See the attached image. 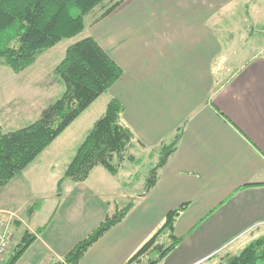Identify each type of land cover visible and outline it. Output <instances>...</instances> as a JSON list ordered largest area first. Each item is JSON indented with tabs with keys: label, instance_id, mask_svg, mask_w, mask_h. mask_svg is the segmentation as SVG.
Returning <instances> with one entry per match:
<instances>
[{
	"label": "crops",
	"instance_id": "1",
	"mask_svg": "<svg viewBox=\"0 0 264 264\" xmlns=\"http://www.w3.org/2000/svg\"><path fill=\"white\" fill-rule=\"evenodd\" d=\"M256 29L264 30V0L127 1L92 26L89 37L124 72L108 91L99 117L111 99L118 100L125 108L124 122L145 146L134 148L151 153L171 143L182 126L183 134L148 193L147 178L137 192L121 191L102 172L91 185V176L103 167L95 168L84 182L71 180L74 186L66 199L98 203L96 221L79 227L75 223L81 237L72 233L55 242L44 238L47 224L33 230L19 222V213L4 205L7 196H0V216L13 213L18 219L11 228L8 215L3 221L15 248L25 231L36 236L17 264L64 262L106 217L131 201L134 206L124 220L79 264H126L167 214L184 204L188 208L174 227L181 242L159 264H218L264 235V33ZM68 181L61 187L58 182L53 201L65 198ZM14 188L17 193L22 187ZM34 204L37 208L30 213ZM32 206L27 212L31 220L43 203ZM74 207L71 203L66 208L73 227L78 209L83 210L82 205ZM2 225L0 232L5 231ZM15 227L25 230L19 234Z\"/></svg>",
	"mask_w": 264,
	"mask_h": 264
},
{
	"label": "trees",
	"instance_id": "2",
	"mask_svg": "<svg viewBox=\"0 0 264 264\" xmlns=\"http://www.w3.org/2000/svg\"><path fill=\"white\" fill-rule=\"evenodd\" d=\"M108 0H0V59L16 73L31 67L38 55L56 47L64 39H73L86 30V17ZM120 0L96 20L103 21L123 5ZM54 74L64 85L62 97L44 109L37 121L19 130L4 133L0 125V188L6 187L25 171L74 121L102 95L122 79V68L93 37L71 45ZM125 108L111 99L70 163L59 187L66 179L84 182L97 167L117 176L124 164H142L131 151L138 142L124 122ZM184 126L175 132L171 144L158 150L159 163L149 171L145 192L157 183L160 169L175 153ZM38 204L31 207L33 213ZM134 206L125 207L108 217L57 264H79L88 250L107 232L120 224ZM188 204L167 214L162 226L126 264H159L181 242L174 234L178 218ZM36 236L25 231L21 243L4 264H17L35 242ZM166 240V241H164ZM264 235L249 243L239 254L228 255L218 264H263Z\"/></svg>",
	"mask_w": 264,
	"mask_h": 264
},
{
	"label": "rangeland",
	"instance_id": "3",
	"mask_svg": "<svg viewBox=\"0 0 264 264\" xmlns=\"http://www.w3.org/2000/svg\"><path fill=\"white\" fill-rule=\"evenodd\" d=\"M118 1L120 0L106 1L101 8H98L94 13L86 17L85 32L76 38L64 39L53 49L38 55L35 63L21 73L14 72L7 65L5 59H0V125L4 133L13 132L31 125L39 119L41 109H46L50 104L62 97L65 88L54 74L56 67L64 59L67 49L76 42L89 37L91 35L92 26L102 22L99 21L96 23V20L99 19L106 9L110 8ZM127 1L133 2L134 0H126V2ZM243 16L244 14L242 15L241 13L239 19ZM255 32L261 34L264 33V30L256 29ZM108 97L109 95L107 93L102 95L25 171L13 179L8 184L9 186L7 185V190L0 189V196H7L9 201L4 203V205H6L5 207L10 209V211H17L19 213L18 218L20 219L18 220L16 218V214L2 213L0 216V225L3 224L1 226L2 229L5 228V231H7L6 224L3 222L7 215L9 216V219L6 218L9 228L14 226L13 222L16 220L19 222L21 220L24 221L27 225H30L33 230H37L39 227H44L47 224L41 235L55 242L58 239L64 238L66 235L70 238L72 233H75L77 237H81L82 235H80V233L82 229H79V231L74 230L76 222H78L77 227H79L88 220V224L97 220L95 208L98 203L96 201L92 200L90 202L85 201L80 203V200L70 202V200L66 199L69 195V187L74 186L71 180L66 183L65 198L59 200V202L53 201V199L57 194L58 182L64 177L77 150L90 133L95 121L100 119V111L104 104L107 103ZM167 144L169 145L171 143ZM131 153L136 159H141L143 161L142 164L136 165L126 162L117 178H113L107 171L100 168L102 171L99 170L91 176L90 184L92 185V182L94 184L97 179H101L99 172H102V177L115 180L117 188L122 189L121 191L137 192V190L143 189L142 183H144L148 177L149 171L160 161L158 151L151 153L149 151H143L141 148H134ZM15 184L22 187L17 193L14 188ZM37 201L43 203V208L36 217L31 220L27 212L32 204ZM71 203L75 204L74 209L78 208L79 205H82L83 208V210L78 209L77 217L73 218L72 224H74V227L68 224V216L66 214L67 205ZM90 214L94 215V217L89 219ZM51 217H53V220L49 223ZM13 229L19 234L23 233L25 230L23 227H15ZM85 231H87V227H85ZM76 232H78L79 235L76 234ZM10 239V247L1 264H4L16 249L11 235Z\"/></svg>",
	"mask_w": 264,
	"mask_h": 264
},
{
	"label": "built area",
	"instance_id": "4",
	"mask_svg": "<svg viewBox=\"0 0 264 264\" xmlns=\"http://www.w3.org/2000/svg\"><path fill=\"white\" fill-rule=\"evenodd\" d=\"M11 244L10 234L7 231L0 233V264Z\"/></svg>",
	"mask_w": 264,
	"mask_h": 264
}]
</instances>
